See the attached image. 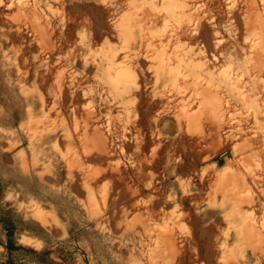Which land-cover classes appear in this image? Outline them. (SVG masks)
Segmentation results:
<instances>
[{
  "label": "rangeland",
  "instance_id": "obj_1",
  "mask_svg": "<svg viewBox=\"0 0 264 264\" xmlns=\"http://www.w3.org/2000/svg\"><path fill=\"white\" fill-rule=\"evenodd\" d=\"M59 1L0 0V264H222L224 255L230 264H264V242L254 248V239L239 234L246 219L258 226L264 221V63L252 34L258 17H264V0H185L174 12L145 4L158 18L150 44L117 34L127 5L104 16L111 39L90 41L89 23L102 15L98 4L117 0H67L64 20ZM33 6L43 16L39 21L50 20L53 37H43L47 43L40 44L41 31L30 18ZM74 20L81 24L72 32ZM196 22L197 38L174 35ZM162 47L172 56L170 65L175 55L185 59L180 72H171L168 62L164 72L159 69L156 51ZM114 52L118 64L129 63L136 72L126 94L103 80ZM190 60L202 68L186 66ZM72 76L82 82L80 92H89L84 101L92 100L109 123L114 154L109 148L94 150L96 145L88 146L77 133L64 137L66 124L75 130L59 83ZM202 90L220 95L221 125L202 103ZM157 115L159 124L152 121ZM129 129L144 139H124L121 134ZM252 153L249 166L245 158ZM232 172L241 177L238 185L244 187L239 182L244 177L251 184L254 202L242 201L244 190L233 188ZM37 207L47 211V222L36 216ZM165 233L181 253L165 244Z\"/></svg>",
  "mask_w": 264,
  "mask_h": 264
},
{
  "label": "bare ground",
  "instance_id": "obj_2",
  "mask_svg": "<svg viewBox=\"0 0 264 264\" xmlns=\"http://www.w3.org/2000/svg\"><path fill=\"white\" fill-rule=\"evenodd\" d=\"M74 1V0H73ZM126 1V2H125ZM22 2V1H21ZM158 2H159V4H158ZM11 3V2H10ZM29 3V2H28ZM72 3V2H71ZM77 3V2H76ZM85 2H81V3H78V4H74L75 5V7H76V5H77V7H80L81 5H83ZM97 3V2H96ZM26 4V3H25ZM56 4V2L55 3H48V6L50 7V8H54V5ZM67 4H68V2H67V0H60L59 1V4H58V6H59V8H60V10H61V14H62V20H64V18H65V13H66V8H67ZM145 4H148V5H150V7L151 8H154V7H157L158 5H160V4H162L169 12H174V9H175V7H179V6H181V7H184V6H186V1L185 0H117V1H111V3L108 1V2H104V3H102V4H98V10L99 11H101L102 12V15L101 16H99V18L97 19V17H96V19H97V23L94 21V22H90L89 23V25L91 26V28H92V30H94V31H92L91 33H90V41L91 42H94V41H98V40H100V39H102V38H110L111 37V33H110V28L108 27V24H107V22H106V20L104 19V16H106L105 14L109 11V9H113L114 10V12L115 11H118L121 7H123L124 5H127V10L122 14V16H121V18H120V20H119V23L118 24H116L115 25V27L117 28V34L119 35V36H124L127 40H129V39H132V38H137L136 40H138V42L140 43V44H144L145 43V41H147V42H149V40H150V38H151V35H153L152 34V32H154L155 30H154V28H155V26H156V24H157V20H158V18H157V15H156V13L155 12H153L154 10H152V9H150L151 11H149V9H147V7H145V9H144V5ZM10 5V4H9ZM24 5V4H23ZM22 5V6H23ZM36 5V4H35ZM92 6V5H91ZM162 6V7H163ZM12 7V6H11ZM161 7V8H162ZM177 7V8H178ZM164 8V9H165ZM21 9V8H20ZM56 9V8H55ZM158 9H160V8H158ZM182 9V8H181ZM198 9V8H197ZM17 10H18V7H17ZM93 10V9H92ZM141 10V11H140ZM176 10V9H175ZM200 10V9H199ZM11 11V10H10ZM78 11H79V9H78ZM161 11V10H160ZM21 12V11H20ZM157 12V11H156ZM167 12V11H166ZM82 13V12H81ZM80 13V14H81ZM168 13V12H167ZM15 14H17V12L15 13ZM15 14H14V16H15ZM158 14V13H157ZM169 14H171V13H169ZM173 14V13H172ZM94 15V14H93ZM175 15V14H174ZM195 15V14H194ZM18 16V15H17ZM30 16V15H29ZM41 16H42V14H41V12H40V10L35 6H33L32 7V17H30V18H32L33 19V21H34V27H35V29H38V31H41L40 33H41V37H42V40H43V37H44V39H46L47 37H51L52 35H49V30H48V26H49V24H50V20H49V22H47V23H42L41 21H39L40 20V18H41ZM47 16V15H46ZM77 16V15H76ZM85 16V15H84ZM193 16V15H192ZM202 16V15H201ZM200 16V17H201ZM43 17V16H42ZM170 17H172V16H170ZM169 17V18H170ZM13 18V17H12ZM21 20H22V14H21ZM24 18V17H23ZM29 18V19H30ZM90 18V17H89ZM192 17H190V19H191ZM202 19L204 18V17H201ZM49 19V18H48ZM200 19V18H199ZM199 19H198V21L197 22H199ZM248 19V18H247ZM197 20V19H196ZM16 21H19V18H18V20L16 19ZM26 21V20H25ZM30 21V20H29ZM174 21V20H173ZM248 21V20H247ZM247 21H246V25H247ZM2 22V21H1ZM22 22V21H21ZM20 22V23H21ZM168 22H169V20H168ZM178 22V21H177ZM197 22H196V24H194V27H188V28H183V29H177L176 31H175V33H174V35H176V37L177 38H179L180 39V36L182 35H187V36H189L190 38H193V37H195V38H197L198 36H199V32H198V27H199V25L200 24H197ZM200 22H202V21H200ZM199 22V23H200ZM204 22V24H205V21H203ZM202 22V23H203ZM249 22L250 21H248V24H249ZM201 23V24H202ZM252 23V22H251ZM257 23H258V26L257 27H255L256 25H252L253 27H254V29H253V27H252V34H253V37H254V39H255V45H258V46H260L262 49L260 50V54H259V56L258 57H260V61H261V63L263 62L264 63V17H263V15H260L259 17H258V19H257ZM33 24V23H32ZM54 24V23H53ZM81 24V22H79V21H77V20H74V24H72V25H70V29H71V31L73 32L74 31V29L77 27V26H79ZM164 24V23H163ZM173 24V23H172ZM175 24V23H174ZM51 25V24H50ZM65 25H66V27H67V24H63V29H64V27H65ZM204 26V25H203ZM249 26H251V25H249ZM248 25H247V27H248V29H249V31H250V27H249ZM202 27V26H201ZM208 27V26H207ZM165 28V27H164ZM246 28V27H245ZM199 29H200V27H199ZM54 30V29H53ZM11 31H13V30H11ZM11 31H9V32H11ZM156 31H160L159 29H157ZM165 32V31H164ZM167 32V31H166ZM8 33V32H7ZM14 33V32H13ZM81 33V32H80ZM156 33V32H155ZM158 33V32H157ZM202 33V32H201ZM37 34V33H36ZM53 34V33H52ZM61 34V33H60ZM78 34H79V32H78ZM9 35H11V37H12V33H9ZM157 35V34H156ZM173 35V36H174ZM193 35V36H192ZM17 37V36H16ZM46 37V38H45ZM53 37V36H52ZM159 37V36H158ZM175 37V36H174ZM175 37V38H176ZM55 38H56V36H55ZM61 38V37H60ZM203 38V37H202ZM249 38V37H248ZM81 39V38H80ZM111 39V38H110ZM115 39V38H114ZM117 39V38H116ZM152 39H153V37H152ZM154 39H155V37H154ZM41 40V43L40 44H42V42H45V43H47L46 41H42ZM49 40H52V39H47V41H49ZM71 40V39H70ZM82 40V39H81ZM52 41H54V45H55V42H57V41H55V40H52ZM64 41H67V38H65L64 39ZM108 41V40H107ZM159 41V40H158ZM167 41V40H166ZM171 41V40H170ZM50 42V41H49ZM114 41H112V43H113ZM115 42H117V41H115ZM161 42V41H160ZM210 42V41H209ZM108 43V42H107ZM111 43V44H112ZM151 42H149V43H147V44H150ZM114 44V43H113ZM125 44V43H124ZM123 44V45H124ZM159 44V43H158ZM253 44V43H252ZM49 45V44H48ZM50 45H51V43H50ZM115 45V44H114ZM208 45V44H207ZM255 45H254V47H255ZM45 46V45H44ZM152 46V45H151ZM150 46V47H151ZM168 46V45H167ZM217 46V45H216ZM52 47H54V46H52ZM58 47V46H57ZM112 47V46H111ZM110 47V48H111ZM124 47V46H123ZM158 47V46H157ZM45 48V47H44ZM102 48V47H101ZM152 48H153V46H152ZM156 48V47H155ZM163 48V47H162ZM105 49H107V48H105ZM161 49V48H160ZM213 49V48H212ZM55 50V49H54ZM158 50V49H157ZM166 49H162V50H159V51H156V57L157 58H159V60H160V64H159V69L162 71V72H164V70H165V68H166V65H167V62H168V68L170 69V71L171 72H180L181 71V67L183 66V61H185V59L184 58H182L180 55H175L176 56V62L174 61V63H173V65L171 64H169V61H170V59H172V56L171 55H167L166 54V51H165ZM186 50V49H185ZM45 51V50H44ZM106 52H108V49L106 50ZM119 52H120V50H119ZM122 53V52H121ZM108 54V53H107ZM166 54V55H165ZM258 54V53H257ZM137 55V54H136ZM19 57V56H18ZM115 57H116V52H114L113 54H112V56L110 55V56H108V61H107V64H108V66L105 68L104 67V65H100V66H98V69L100 68V67H102V69H103V67L105 68L104 69V72H103V74H104V79L103 80H105V82H107L108 84H109V87H112V88H114V89H123V93L124 94H126V93H129L130 92V82H132L133 80H134V78H135V71L133 70V68H132V66L131 65H129V63H123V64H121L120 62H119V64H118V60H116L115 59ZM133 57V56H132ZM135 57V56H134ZM141 58H143V57H141ZM145 58V57H144ZM148 58V57H147ZM54 59H56V56H55V58ZM53 58H52V60H54ZM125 59V58H124ZM154 59V58H153ZM25 60V59H24ZM27 60V59H26ZM258 60V59H257ZM259 60H258V62H259ZM55 61V60H54ZM142 61H143V59H142ZM23 62V61H22ZM81 62V64H83V62L82 61H80ZM138 62V61H137ZM144 62V61H143ZM54 63V62H53ZM20 64H22L21 62H20ZM24 64V66H25V63H23ZM23 64H22V67H23ZM80 64V63H79ZM137 64H139V63H137ZM53 65V64H52ZM80 66V65H79ZM86 66V65H85ZM145 66V65H144ZM186 66H188V67H190V68H202V64L201 63H199L198 61H195V62H193L192 60H190L189 61V63L187 62V64H186ZM84 67V66H83ZM88 68V67H87ZM92 68V67H91ZM41 69V68H40ZM63 69V68H62ZM61 70V69H60ZM65 70V69H64ZM62 71V70H61ZM160 71V72H161ZM41 72V71H40ZM40 72H39V75H40ZM43 72V71H42ZM66 72V71H65ZM65 72H62V73H65ZM150 72V71H149ZM47 74V73H46ZM41 75H42V73H41ZM43 75H44V73H43ZM43 75H42V77H43ZM66 75V74H65ZM150 75V74H149ZM44 77H45V75H44ZM159 77H161V76H159ZM60 78V77H59ZM139 78V77H138ZM41 79V78H40ZM43 79H46V77L45 78H43ZM61 79V78H60ZM60 79H58V80H60ZM63 79H64V77H63ZM162 79V78H161ZM164 80V79H163ZM162 80V81H163ZM39 81V80H38ZM44 81V80H43ZM42 80H41V82H43ZM175 81V80H174ZM194 81V80H193ZM201 81V80H200ZM200 81L198 82V80H197V83H195V84H197V85H201V84H199L200 83ZM40 82V81H39ZM141 82V81H140ZM195 82V81H194ZM44 83V82H43ZM176 83V82H175ZM188 83V82H187ZM187 83H186V85H187ZM46 84V83H45ZM185 84V83H184ZM207 84V83H206ZM185 85V86H186ZM193 86H194V84H192ZM42 86V85H41ZM196 86V85H195ZM203 86H205V85H202V88L201 89H203ZM207 86V85H206ZM209 86V85H208ZM59 90L61 91V93L63 94V96H64V98H63V102H64V104H69L70 106H71V110L70 109H68V110H70L71 111V117H72V120H73V123H74V130L75 131H73V130H71L70 129V126L69 125H67L66 124V126H65V128H64V130H65V132H64V137H66V138H71V137H74V135H75V133H77L78 134V136H80L81 138H83V139H85V141H87V143L89 144L90 143V141H92L96 146H94V147H96V148H94V147H92V150H93V148H94V150H97V147H98V149L100 148V149H102V150H100V152L101 151H104V150H106V149H108L109 147H110V145H108V140L109 139H111V137L114 135L113 133H112V131H111V129L110 128H108L109 127V123H107L106 122V120L104 121V118H103V112L101 111V109H98V107H96L94 104H92L91 102H92V100H86V101H84V97L86 96V95H88V93L89 92H80V88H82V82L79 80V79H76V77H74V76H72L71 77V79H70V81L69 82H67V83H64V82H61V83H59ZM111 88V89H112ZM211 88V89H210ZM216 88V87H215ZM198 88H195V90L196 91H198L197 90ZM206 89V88H205ZM205 89H203V90H205ZM202 90V92L204 93V94H202V95H204L203 96V100H202V103H204V105H206V106H209L208 107V110L212 113L211 115H213V117L218 121V123H219V121H221L222 119H223V114H224V112L222 113V109L221 108H223L222 107V101H221V97H220V95H218V92H217V94L215 93V91H213V92H210L211 90H214L213 89V87H211V85H210V87H208V90H210V91H203ZM119 92V91H118ZM122 92V91H121ZM140 92V91H139ZM170 92V91H169ZM201 92V93H202ZM140 94H142V92L140 93ZM201 95V94H200ZM46 97H48V96H46ZM124 97V96H123ZM50 98V97H49ZM130 98V97H129ZM142 99V98H141ZM140 100V99H139ZM138 100V101H139ZM136 102V101H135ZM200 102H201V100H200ZM185 103V102H184ZM183 103V104H184ZM138 104V103H137ZM140 104V103H139ZM56 105V104H55ZM139 106V105H138ZM191 106V105H190ZM113 107V106H112ZM188 107V106H187ZM146 108V107H145ZM197 108V107H196ZM199 108V107H198ZM203 108V107H202ZM52 110V109H51ZM202 110V109H201ZM200 110V112L202 113V111ZM105 111V110H104ZM160 111V110H159ZM137 112V111H136ZM145 112V111H144ZM193 112V111H192ZM206 111L204 110V114L206 115V113H205ZM189 113V112H188ZM201 113H200V117H202L203 115H201ZM47 114V113H46ZM137 114H139V113H137ZM209 114V113H208ZM136 114H134V116H135ZM189 115H190V113H189ZM188 115V116H189ZM198 115V114H197ZM145 116V115H144ZM45 117H46V115H45ZM136 117V116H135ZM194 117V115H190L189 116V119H190V121L192 120V118ZM200 117H197V118H200ZM211 117V116H210ZM187 118V117H186ZM123 119V118H122ZM144 119V118H143ZM183 119V118H182ZM201 119V118H200ZM146 120V119H145ZM160 120H161V116L160 115H157V116H154V119L152 120V121H154V123H156V124H159L160 123ZM215 120V121H216ZM135 121H137V120H135ZM200 121V120H199ZM199 121H198V123H199ZM209 121H211V120H209ZM146 122V121H145ZM144 122V123H145ZM188 122V121H187ZM200 122H202V124L201 123H199V124H201V125H203L204 124V120L202 121H200ZM126 123V122H125ZM143 123V122H142ZM197 123V124H198ZM212 123V122H211ZM222 123V122H221ZM188 124V123H187ZM191 124V123H190ZM199 124H198V126H199ZM189 125V124H188ZM192 125H193V123H192ZM192 125H189L188 127L190 128V126H192ZM200 125V128L197 126V128H199V130H201V126ZM205 125V124H204ZM219 125H221L220 123H219ZM125 126V125H124ZM145 126V125H144ZM193 127V128H192ZM191 127V129H195V127L196 126H192ZM144 128V127H143ZM202 128H204V127H202ZM222 128V127H221ZM215 129H216V127H215ZM123 130V129H122ZM190 130V129H189ZM195 130H197V129H195ZM203 130V129H202ZM205 130V129H204ZM218 130V129H217ZM129 132H123L122 134H121V136L125 139V138H138V137H141L142 138V140L144 139V135L145 134H143V133H141L140 131L138 132V131H133V130H131V129H129L128 130ZM216 131V130H215ZM219 131V130H218ZM204 132V131H203ZM206 132V131H205ZM204 132V133H205ZM208 133V132H207ZM215 133H217V132H215ZM219 134H220V132H219ZM61 135V134H60ZM200 135V134H199ZM198 135V136H199ZM63 136V135H62ZM219 136V135H218ZM64 137H62V139L64 138ZM146 137V136H145ZM210 138V137H209ZM65 139V138H64ZM116 139V138H115ZM146 139L147 138H145V140L144 141H146ZM207 139V137L205 138V140ZM66 140V139H65ZM77 140V139H76ZM9 141V140H8ZM68 141V140H67ZM127 141V140H126ZM91 142V143H92ZM67 143V142H66ZM66 143L64 142L63 144H65L66 145ZM69 143H70V140H69ZM86 143V144H87ZM91 143L88 145V146H90L91 145ZM245 143H246V141H245ZM62 144V143H61ZM62 144V145H63ZM79 144V143H78ZM84 144H85V142H84ZM109 144H110V142H109ZM126 144V143H125ZM127 144H128V141H127ZM248 144V143H247ZM15 145H17V144H14V147H15ZM68 145V144H67ZM87 145H86V147H87ZM242 145V144H241ZM9 147H10V149L11 148H14V147H12V145H9ZM126 147H127V145H126ZM244 147V146H243ZM246 147V146H245ZM64 148H66L65 146H64ZM111 148V147H110ZM110 148H109V152H110V154L112 155V153H111V151H110ZM218 148V147H217ZM249 148H251V147H249L248 146V149ZM9 149V148H8ZM9 149V150H10ZM244 149V148H243ZM247 149V148H246ZM250 150V149H249ZM253 150V149H252ZM242 151H244V150H242ZM96 152V151H95ZM94 152V153H95ZM105 152V151H104ZM108 152V153H109ZM241 152V151H240ZM246 152H247V150H246ZM250 152H253V151H250ZM87 153H89V152H87ZM97 153V152H96ZM103 153V152H102ZM106 153H107V151H106ZM106 153H104V154H106ZM142 153V152H141ZM249 153V152H248ZM247 153V154H248ZM253 153H256V152H253ZM250 154V155H248V157L247 158H245V160H246V162H247V164L249 165V166H253L254 165V158H255V154ZM77 154V153H76ZM114 154V153H113ZM143 154V153H142ZM257 154V153H256ZM89 155V154H88ZM95 154H93L92 156H94ZM108 156H110L109 154H107ZM38 156V155H37ZM84 156V155H83ZM91 156V155H90ZM96 156V155H95ZM244 156V155H243ZM208 157V156H207ZM259 157V156H258ZM32 158V157H31ZM96 159H97V156L95 157ZM94 158V159H95ZM259 158H262V157H259ZM102 159V158H101ZM150 159V158H149ZM100 160V159H99ZM105 161V160H104ZM144 161V160H143ZM150 161H151V159H150ZM106 162V161H105ZM146 162V161H145ZM151 163V162H150ZM239 163V162H238ZM107 164V163H106ZM150 165V164H149ZM241 165V164H240ZM109 167H110V165H109ZM112 167V166H111ZM144 167V166H143ZM151 168V167H150ZM241 168V167H240ZM112 169V168H111ZM100 170H102L101 168H100ZM107 170H109V168L107 167ZM122 171L124 170V169H121ZM121 170H118L119 172V174L122 172ZM141 170V172H142V169H140ZM144 170V169H143ZM146 170V169H145ZM104 171V170H103ZM110 171H112V170H110ZM115 171H117V170H115ZM150 171H152V170H150ZM149 171V172H150ZM241 171V170H240ZM96 172H98V170L96 171ZM93 173V172H92ZM103 173V172H102ZM107 172H105V174H106ZM145 173H146V171H145ZM237 173H240V172H237ZM99 174V173H98ZM104 174V173H103ZM118 174V175H119ZM122 174V173H121ZM129 174V173H128ZM232 174H234V182H235V185L233 186V188L235 189V190H237V189H239V191L242 189V191L244 190V192L241 194L242 195V197H243V199H242V201H244L245 200V202L246 201H248V203L249 202H254V200H255V197H254V193L252 192V190H251V188H250V186H249V182H246L245 180V177H244V180L242 181H239V182H244V187L243 186H241L242 185V183L240 184V185H238L237 183V181H236V179H238V177H240L239 175L237 176V174H235V172H232ZM232 174L230 175V178H227L228 179V181H229V179H231V178H233V177H231L232 176ZM117 175V173H116V176H118ZM123 175V174H122ZM147 175V174H146ZM151 175V174H150ZM241 175V174H240ZM124 177H125V175H123ZM143 176H144V173H143ZM97 177H98V175H97ZM120 177H121V175H120ZM129 176H127V178H128ZM237 177V178H236ZM252 177V176H251ZM262 177V176H261ZM115 178H117V177H115ZM122 178V177H121ZM130 178V177H129ZM128 178V179H129ZM148 178V177H147ZM153 178H154V175H153ZM241 178V177H240ZM254 178V177H253ZM50 179V178H49ZM55 179V178H54ZM119 179V178H118ZM118 179H116V180H118ZM124 179V178H123ZM131 179H132V176H131ZM148 179H150V178H148ZM95 180V179H94ZM121 180V179H120ZM125 180H126V178H125ZM150 180H152V177H151V179ZM57 181V180H56ZM134 181V180H133ZM133 181H131L132 183H133ZM231 182H232V179L230 180ZM249 181V180H248ZM256 181V178H254V182ZM130 182V181H129ZM223 182H224V180H223ZM237 182V183H236ZM132 183H130V186L132 185ZM151 183V182H150ZM226 183V182H225ZM224 183V184H225ZM233 183V182H232ZM249 183V184H248ZM261 183V182H260ZM154 184V183H153ZM226 184H228V183H226ZM231 184V183H230ZM254 184V183H253ZM128 185V184H127ZM248 185V186H247ZM251 185V184H250ZM134 186V185H133ZM136 187V186H135ZM240 187V188H239ZM137 188V187H136ZM232 188V189H233ZM119 189V188H118ZM120 189H122V188H120ZM126 189H128V188H126ZM133 189V188H132ZM137 189H139V188H137ZM137 189H135L136 191H135V193L137 192ZM86 190H88V188H86ZM125 190V189H124ZM230 190H231V188H230ZM130 191H132V190H130ZM134 191V190H133ZM140 192V191H139ZM229 192V191H228ZM237 193H238V191H236ZM237 193H235V194H237ZM86 194H87V191H86ZM121 194V193H120ZM119 194V196L117 197L116 196V198H118L119 199V197L120 196H122V195H120ZM122 194H124V193H122ZM126 194V193H125ZM131 194V193H130ZM129 194V195H130ZM133 194V193H132ZM221 194V193H220ZM137 195V194H136ZM91 195H89V197H90ZM131 196V195H130ZM138 196V195H137ZM214 196V195H213ZM218 196H219V194H218ZM220 196H222V195H220ZM219 196V197H220ZM237 197H238V195H236ZM87 197V196H86ZM133 197V196H132ZM91 198V197H90ZM94 198H95V196H94ZM115 198V199H116ZM222 198H223V196H222ZM114 199V200H115ZM220 199H221V197H220ZM240 199V198H239ZM238 199V200H239ZM96 200V199H95ZM107 200V199H106ZM88 201H90L89 199H88ZM118 201V200H117ZM138 201H140V200H138ZM136 204H138L137 203V201H134ZM115 203V202H114ZM116 203H118V202H116ZM35 205V204H34ZM114 205H116V204H114ZM135 205V204H134ZM136 206V205H135ZM117 210V209H116ZM35 214H36V216L37 217H39L41 220H43L44 222H47L48 221V219H47V211L46 210H44L43 208H41V207H37L36 209H35ZM115 214V213H114ZM49 215V214H48ZM95 215V214H94ZM97 215V214H96ZM55 216V215H54ZM216 216V215H215ZM247 218V217H246ZM219 221V220H218ZM211 225V224H210ZM213 225V224H212ZM263 226V227H262ZM241 227V226H240ZM263 228H264V221L262 222V225L261 226H258L255 222H251V221H249V220H245L244 221V224H243V227L241 228V230H240V232H239V234L240 235H244V236H246V238L247 239H254V242L256 243V245H254V246H256V247H254V248H259V246H261L260 245V243L263 241L264 242V230H263ZM209 232V231H208ZM163 233V232H162ZM166 235L168 234V233H165ZM239 235V236H240ZM164 236V235H163ZM167 238V242H165L166 241V239H165V237H164V239H162V241L164 240V242H165V244H168V246H169V248L171 247L173 250V252H175V251H178V253H181V252H179V247H177V245H176V242H175V239L171 236V235H167L166 236ZM163 238V237H162ZM160 240H161V238H160ZM181 240V239H180ZM249 240V241H250ZM163 243V242H162ZM164 244V243H163ZM207 244V243H206ZM179 245V244H178ZM180 246H182V245H180ZM167 247V246H166ZM198 247V246H197ZM264 246H262L261 248H263ZM181 249H183V248H180V250ZM187 249V248H186ZM209 249V248H208ZM159 250V249H158ZM171 250V249H170ZM258 250V249H257ZM161 251V250H160ZM168 251V250H167ZM172 251H171V253H172ZM183 251V250H182ZM201 251V250H200ZM234 250L233 249H231L230 250V254H232V252H233ZM154 252V251H153ZM156 252V251H155ZM158 252V251H157ZM197 252V251H196ZM195 252V253H196ZM207 252V251H206ZM160 253V252H159ZM167 253V252H166ZM176 253V252H175ZM175 253H174V255H175ZM161 254V253H160ZM163 254V253H162ZM173 254V253H172ZM198 254H200V253H198ZM197 254V255H198ZM164 255H166V254H164ZM196 255V256H197ZM167 256V255H166ZM182 256H183V254H182ZM200 256V255H199ZM227 256L228 255H224L223 256V258H222V261H223V263L222 264H230V262L231 261H229L228 260V258H227ZM154 257V256H153ZM159 257V256H158ZM173 256H171L170 257V259L172 258ZM198 257V256H197ZM199 258V257H198ZM236 258V257H235ZM154 260V259H153ZM167 260H169V259H167ZM175 260V259H174ZM258 260V259H257ZM171 261H173V260H171ZM173 262H175V261H173ZM258 262V261H257ZM170 263V262H169ZM175 263H177V262H175ZM174 264V263H173ZM217 264V263H216ZM219 264H221V263H219ZM237 264V263H236Z\"/></svg>",
  "mask_w": 264,
  "mask_h": 264
}]
</instances>
